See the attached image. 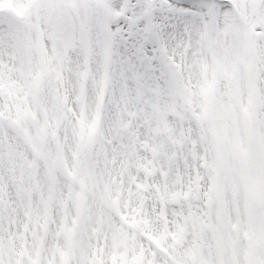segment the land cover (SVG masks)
<instances>
[{"label": "snow or ice", "instance_id": "obj_1", "mask_svg": "<svg viewBox=\"0 0 264 264\" xmlns=\"http://www.w3.org/2000/svg\"><path fill=\"white\" fill-rule=\"evenodd\" d=\"M0 264H264V0H0Z\"/></svg>", "mask_w": 264, "mask_h": 264}]
</instances>
